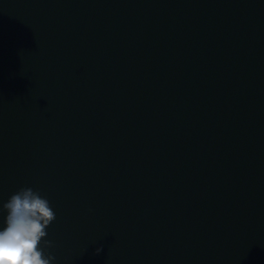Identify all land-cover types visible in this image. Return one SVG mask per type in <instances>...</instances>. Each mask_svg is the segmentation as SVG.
<instances>
[{
  "label": "water",
  "instance_id": "obj_1",
  "mask_svg": "<svg viewBox=\"0 0 264 264\" xmlns=\"http://www.w3.org/2000/svg\"><path fill=\"white\" fill-rule=\"evenodd\" d=\"M21 187L56 264H264V0H0Z\"/></svg>",
  "mask_w": 264,
  "mask_h": 264
},
{
  "label": "clouds",
  "instance_id": "obj_2",
  "mask_svg": "<svg viewBox=\"0 0 264 264\" xmlns=\"http://www.w3.org/2000/svg\"><path fill=\"white\" fill-rule=\"evenodd\" d=\"M55 218L49 199L32 187H21L0 203V264H56L46 239Z\"/></svg>",
  "mask_w": 264,
  "mask_h": 264
}]
</instances>
